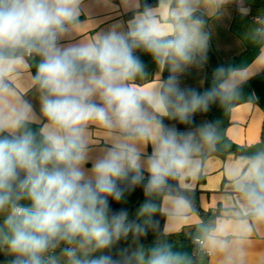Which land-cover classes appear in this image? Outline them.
<instances>
[{"label": "clouds", "instance_id": "obj_1", "mask_svg": "<svg viewBox=\"0 0 264 264\" xmlns=\"http://www.w3.org/2000/svg\"><path fill=\"white\" fill-rule=\"evenodd\" d=\"M137 2L141 9L126 29L115 25L68 42L83 25L84 0H0V249L11 257L6 264H187L165 243L116 256L110 250L130 234L138 239L158 229L153 197L170 189L169 180L200 167L197 157L215 144L217 129L211 121L191 127L193 117L236 93L237 70L220 65L207 89L182 87L181 76L207 60L208 34L199 21L187 22L193 0H179L171 11L164 0ZM162 15L171 17V30ZM138 52L166 67L168 76L136 85L146 75ZM35 57L30 85L39 93V115L18 88ZM165 118L188 127L167 125ZM229 176L243 198L235 226L245 236L249 219L264 222V150ZM137 187L146 197L136 213L142 222L110 204H126ZM168 205L173 216L188 209L179 193L169 192ZM224 232L222 223L208 229L207 244L225 250Z\"/></svg>", "mask_w": 264, "mask_h": 264}, {"label": "crops", "instance_id": "obj_2", "mask_svg": "<svg viewBox=\"0 0 264 264\" xmlns=\"http://www.w3.org/2000/svg\"><path fill=\"white\" fill-rule=\"evenodd\" d=\"M164 3L167 11L179 6V0H164ZM193 8V16L197 18L192 21H199L201 30L209 37L207 60L202 67H190L181 76V86L205 90L212 83L213 70L224 65L237 70L233 79L238 82V88L233 96L218 99L214 108L196 116L193 127L205 121L215 124L217 141L212 146H204L197 157L200 167L194 174L176 180L177 187L189 194V199L184 197L188 201V209L183 215L169 213V195L153 197L165 215L163 233L140 250L146 251L157 243H165L174 252L184 254L187 264H190V240L201 238L205 248L211 252L202 264H225L229 255L233 257V264H264V222L249 219L250 233L245 236L238 234L235 225L237 214L243 212V198L229 176V170L234 167L245 171L248 158L264 150V33L255 39L261 31L260 22L264 21V0H193ZM83 9L81 30L68 42L90 39L115 25L126 29L133 16L127 15L139 11V3L137 0H84ZM241 9L247 11L242 12ZM161 21L170 30L174 27V22L167 15H162ZM137 54L146 65V75L137 78L134 81L136 85L145 86L165 78L164 67L144 52ZM38 59L27 60L18 85L37 115L40 111L39 93L31 87L30 76L35 74ZM164 123L177 127L175 123ZM35 125L39 127V124ZM99 151L98 143L91 155L95 157ZM87 167L90 168L91 164ZM130 205L133 206V202ZM129 208L126 207L127 210ZM136 210L131 214L137 218ZM140 219L143 220L142 217ZM221 223L225 227L223 238L228 244L225 250L214 249L206 242L207 230ZM1 251L3 259L0 264H6L11 257L5 250ZM56 254H59V249Z\"/></svg>", "mask_w": 264, "mask_h": 264}, {"label": "trees", "instance_id": "obj_3", "mask_svg": "<svg viewBox=\"0 0 264 264\" xmlns=\"http://www.w3.org/2000/svg\"><path fill=\"white\" fill-rule=\"evenodd\" d=\"M111 2H117V0H109ZM146 2L150 5H156L158 0H146ZM141 9V5L139 4V10ZM133 15V12L129 13L127 15V17H131ZM197 18V16H192V19L189 20V21H192V20H195ZM163 74H164V77L166 78L167 77V68L164 67V70H163ZM219 102V100H217L216 102L212 103L210 108H214L217 103ZM202 113H196L193 117V125H191V127L194 126L195 124V118L196 116L198 115H201ZM164 122H171V123H175L177 127L179 128H186L188 126L186 125H182L180 124L177 120H170V119H165ZM34 127H38L37 125H33ZM169 185L171 186L170 189L168 191H165L164 193L160 194V195H169V192L171 194H176V193H179L181 194L183 197L185 198H188L189 199V194L183 190H180L177 185H176V180H169ZM139 189H141L142 193H143V188L142 187H137ZM136 188V189H137ZM146 199L144 193L142 194V196L139 198V200L132 206L128 209V212L130 213L129 214V220L132 221V220H139L140 222H142L143 220L140 219V218H136L134 217L131 212H133L136 208H139L140 205L144 202V200ZM110 204H111V210L113 212H116L119 210V207H118V203L116 202H112L110 200ZM156 204L158 205V202H156ZM159 207V206H158ZM164 218H165V215L164 213L159 210L154 216H153V219L158 221L159 222V227L157 230H152V229H149L148 233L146 236H141L139 237L138 239L135 238L134 236H132L131 234L126 238V239H122L120 240L111 250V254L113 256H116L119 251L121 249H128V251L131 253L133 251H136L137 249H140L141 247H147L149 244H151V242L156 239L157 237H159L160 235H162L163 233V222H164ZM3 259V256H2V251L0 249V260Z\"/></svg>", "mask_w": 264, "mask_h": 264}, {"label": "built area", "instance_id": "obj_4", "mask_svg": "<svg viewBox=\"0 0 264 264\" xmlns=\"http://www.w3.org/2000/svg\"><path fill=\"white\" fill-rule=\"evenodd\" d=\"M190 245V264H202L204 259L211 255V252L205 248L204 240L201 238H192Z\"/></svg>", "mask_w": 264, "mask_h": 264}, {"label": "rangeland", "instance_id": "obj_5", "mask_svg": "<svg viewBox=\"0 0 264 264\" xmlns=\"http://www.w3.org/2000/svg\"><path fill=\"white\" fill-rule=\"evenodd\" d=\"M142 191H141V189H139V188H137V189H135L133 192H131L129 195H128V197H127V203L126 204H121V203H118V207L119 208H126L127 206L128 207H131L132 205H130L132 202H133V204H135L138 200H139V198L142 196ZM136 209H138V208H136ZM135 209V210H136ZM137 211L138 210H136V213H137ZM3 218H4V216H3V214H0V223H2V221H3Z\"/></svg>", "mask_w": 264, "mask_h": 264}, {"label": "water", "instance_id": "obj_6", "mask_svg": "<svg viewBox=\"0 0 264 264\" xmlns=\"http://www.w3.org/2000/svg\"><path fill=\"white\" fill-rule=\"evenodd\" d=\"M260 28H261V31H260V33H258V34L255 35V39L257 38V36H258L259 34L264 33V21H261V22H260ZM255 39H254V40H255Z\"/></svg>", "mask_w": 264, "mask_h": 264}]
</instances>
